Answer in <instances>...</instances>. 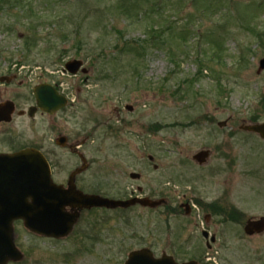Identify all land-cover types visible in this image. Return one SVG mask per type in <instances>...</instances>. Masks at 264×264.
Instances as JSON below:
<instances>
[{"label":"rangeland","instance_id":"obj_1","mask_svg":"<svg viewBox=\"0 0 264 264\" xmlns=\"http://www.w3.org/2000/svg\"><path fill=\"white\" fill-rule=\"evenodd\" d=\"M155 1L0 0V101L16 105L0 123V153L35 145L54 180L86 163L77 185L89 194L156 202L85 208L60 238L15 220L21 256L5 264H123L144 246L178 261L264 264V240L237 222L220 226L207 253L200 231L208 210L195 203L219 199L245 216L264 213V140L240 128L264 121V0H162L157 12ZM168 22L188 32L187 46L151 42L150 28L170 32ZM70 59L86 71H66ZM40 82L57 85L68 104L19 115L35 104ZM201 149L210 152L199 163ZM188 202L196 204L189 213Z\"/></svg>","mask_w":264,"mask_h":264},{"label":"water","instance_id":"obj_2","mask_svg":"<svg viewBox=\"0 0 264 264\" xmlns=\"http://www.w3.org/2000/svg\"><path fill=\"white\" fill-rule=\"evenodd\" d=\"M66 71L85 72L82 61L70 59L64 65ZM258 68H264V57L259 59ZM35 108L53 114L68 102L67 98L50 83H39L33 87ZM130 108V106H129ZM14 103L11 100L0 102V121H10ZM30 109L28 114L33 112ZM222 123V122H220ZM243 130L257 133L264 139V121L242 125ZM63 138L58 139L62 144ZM208 150H200L193 155L199 163L205 161ZM64 188L53 182L51 169L44 154L34 148L25 147L12 153H0V264L17 260L20 250L13 240L14 220L20 219L29 231L59 238L71 231L79 210L91 207H126L139 203L153 205L156 202L146 198L133 197L126 200L107 198L97 194L84 193L71 183L72 176ZM72 211H69V210ZM264 225V217L257 221H247L246 230L251 225ZM248 232H250L248 230ZM123 264H200L196 260L177 262L171 255L162 253L155 257L148 247L131 250Z\"/></svg>","mask_w":264,"mask_h":264},{"label":"flooded vegetation","instance_id":"obj_3","mask_svg":"<svg viewBox=\"0 0 264 264\" xmlns=\"http://www.w3.org/2000/svg\"><path fill=\"white\" fill-rule=\"evenodd\" d=\"M40 83H48V82H40ZM39 84V83H38ZM57 91H58V93L59 94H62L63 96H65L66 97V95H64L63 94V92H61L60 91V89L58 88V86L57 85H54V84H52V83H50ZM36 85V84H35ZM34 85V86H35ZM33 86V87H34ZM32 94H33V88H32ZM33 97H34V95H33ZM67 98V97H66ZM10 100V99H9ZM67 100H68V98H67ZM12 101V100H11ZM0 102H2V101H0ZM13 103H14V101H12ZM34 103H35V98H34ZM68 104V102L66 103V105ZM36 107V105L35 104H33V105H29L28 106V108L25 110V112H24V110H22V109H20V110H18L17 111V113L19 114V115H23L24 113H26L29 117H31V118H33L34 117V115L36 114V113H38V112H43V114H47V115H52V114H48V113H46V112H44V111H42L41 109H39L38 107L37 108H35ZM16 108V105H15V103H14V110L12 111V113H11V119H10V121L12 120V116H13V114L16 112L15 109ZM30 109H32L31 111L33 112L31 115L30 114H28V111L30 110ZM62 109V108H61ZM60 110V109H59ZM59 110H57L56 112H58ZM56 112H54V113H56ZM53 113V114H54ZM10 121H8V122H10ZM1 122H5V123H8V122H6V121H0V123ZM61 138H63V140H62V142L63 143H65L66 142V137H64V136H60ZM57 143H58V139H57ZM30 147H34V148H37V149H39L44 155H45V157H46V154L40 149V147H36L35 145H32V146H30ZM201 150H203V149H201ZM205 150H208V149H205ZM200 151V150H199ZM74 152H76V150H74ZM198 152V151H197ZM209 150H208V155H209ZM208 155H207V157H208ZM81 157V156H80ZM83 157V156H82ZM207 157H206V159H207ZM47 158V157H46ZM48 159V158H47ZM83 159H84V157H83ZM49 161V160H48ZM49 164H50V168H51V177H52V180L56 183V184H59V185H62L64 188H66L67 186H68V182H69V180H70V177H71V175H72V173L76 170V169H79L80 168V171H77L73 176H72V181H71V183L72 184H74V188H76V189H78V190H80V191H82V192H84V193H90V192H87V191H85V190H83L82 188H80L78 185H77V181H78V176L79 175H81V173H83V170H84V168H85V166H86V163H84L83 165H82V167H75L72 171H70L69 172V174L67 175V178L66 179H64V180H54V178H53V167H52V165H51V163L49 162ZM132 175H134V174H132ZM120 192H123L122 190H119ZM133 197H139V196H132V198ZM144 197H148V196H144ZM139 198H141V197H139ZM146 199H148V198H146ZM158 202H160L161 203V201L162 202H165V200L164 199H160V200H157ZM195 203L196 204H198V205H200V206H204L207 210H208V212L205 214V216H204V222H205V225L204 226H202V229H201V231H200V234H201V236H202V238L205 240V246H206V248H207V253H208V251L212 248V244L214 243L215 244V242L217 241V240H219V237H220V235H221V232L219 231L220 230V226L221 225H223L224 223H227V222H237V223H240L241 225V228H242V230H243V232H244V234L246 235V236H252V235H256V236H258L257 238H259V239H263L264 240V225H251V226H249L248 227V230L250 231V232H248V230H246V225H247V221L249 220H251V221H257V220H259L260 218H262V217H264V213H262V214H258V215H255V216H245V213L244 212H242L241 210H239V209H237L235 206H228V207H226V205H222V203H223V201H221V200H219V199H215V200H211L210 202H203L202 203V201H200V200H195ZM196 204H194V203H190V202H188V203H186V204H184V210H185V212H191L193 209H194V207H195V205ZM135 205H139V206H141V207H150V206H148V205H146V206H144V205H141V204H139V203H134V204H131V205H128V206H126V207H107L106 209H126V208H129V207H132V206H135ZM95 208V207H94ZM175 208H176V205L175 204H173V205H171V204H168V208H167V210H169V211H175ZM83 210H85V209H80L79 210V213H78V217H79V215H80V212L81 211H83ZM69 211H72V210H69ZM77 217V218H78ZM213 229V230H212ZM221 238V237H220ZM168 255H170V254H168ZM172 256V255H171ZM173 257V256H172ZM174 258V257H173ZM175 259V258H174ZM176 260V259H175ZM189 260H196V259H189ZM187 261V260H186ZM197 262H199V263H201V260H196ZM202 261H204V260H202ZM202 264V263H201ZM205 264H207V262L205 263Z\"/></svg>","mask_w":264,"mask_h":264},{"label":"trees","instance_id":"obj_4","mask_svg":"<svg viewBox=\"0 0 264 264\" xmlns=\"http://www.w3.org/2000/svg\"><path fill=\"white\" fill-rule=\"evenodd\" d=\"M161 3H162V0L155 1L154 2L155 6L152 5V9L151 10H155V12H157L156 11L157 7L158 8L162 7ZM172 22H173V20H172ZM168 23L169 24H167L166 29H169L170 32H165L166 30L164 29V25H161L158 29L150 28V30H149V32H150L149 39L151 40V42L156 44L157 46H162V44H164V43H165V45H168V44H170L173 41L175 42L174 44H176V42L178 43V41L180 39V42H179L178 45L187 46L186 45V34L188 32L185 29H182L181 32H177L176 31L177 29H175V27H173V28L170 27L169 28L170 22H168ZM173 29H175V30H173ZM164 34H166V36H164ZM208 37H209V34L207 36V43H209V41H210V40H208ZM174 44L171 43V45H174ZM124 46H128V49H135V48H141L142 49V48H144L142 46V44H136L135 42H132V41H125ZM216 47H217V45H216ZM218 48H221L219 44H218ZM212 58H213V56L206 57L207 60H211ZM204 67H205V65H203V62L201 61V63L199 64V70H200L199 72H202ZM253 118H255L254 120H257L256 117H253Z\"/></svg>","mask_w":264,"mask_h":264}]
</instances>
